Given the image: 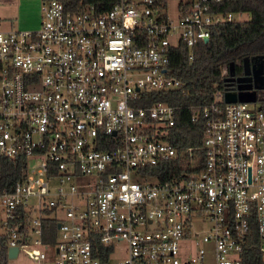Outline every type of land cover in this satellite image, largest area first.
<instances>
[{
	"label": "built area",
	"instance_id": "obj_1",
	"mask_svg": "<svg viewBox=\"0 0 264 264\" xmlns=\"http://www.w3.org/2000/svg\"><path fill=\"white\" fill-rule=\"evenodd\" d=\"M220 1L116 0L98 10L41 0L36 28L0 27V155L23 162L0 188L8 258L264 264L262 102L226 101L234 86L224 65L227 86L190 105L203 129L184 146L170 139L178 106L144 103L150 92L187 91L172 47L186 45L192 60L214 26L243 13ZM176 159L177 172L160 177Z\"/></svg>",
	"mask_w": 264,
	"mask_h": 264
},
{
	"label": "trees",
	"instance_id": "obj_2",
	"mask_svg": "<svg viewBox=\"0 0 264 264\" xmlns=\"http://www.w3.org/2000/svg\"><path fill=\"white\" fill-rule=\"evenodd\" d=\"M114 1L116 0H62L70 9L76 8L81 3H94L98 10L109 8ZM218 7L224 11L248 12L249 18L226 21L214 26L208 40H200L192 47V60L188 58L189 48L186 45L173 46L170 53V67L184 82L187 91L183 93L178 89L165 93L150 92L149 100L144 101L148 103L151 100L162 99L178 106L170 139L179 146L200 142L202 121L191 120L190 105L211 102L215 91L227 86L222 67L227 66L230 76L251 75V69H246V61L251 64V57L264 53V0H222L218 2ZM253 87L255 99L261 101L264 106V82ZM22 164L21 158L0 155V188L13 184L19 176ZM176 167H178V159L163 163L160 168H164L165 171L160 177H168L176 173L178 170ZM51 228L54 230V222ZM257 240L258 237L254 233L248 244L250 242V245L256 249ZM250 245H246V249H250ZM7 261V247L3 237L0 236V264H7Z\"/></svg>",
	"mask_w": 264,
	"mask_h": 264
},
{
	"label": "rangeland",
	"instance_id": "obj_3",
	"mask_svg": "<svg viewBox=\"0 0 264 264\" xmlns=\"http://www.w3.org/2000/svg\"><path fill=\"white\" fill-rule=\"evenodd\" d=\"M41 0H0V27L1 28H31L37 27L40 22ZM236 20L249 18V13L243 12L235 14ZM263 67L261 74H264ZM248 75L230 76V83L227 87H233L238 90L247 100H253L255 89L253 81L247 79ZM264 81V75L262 76ZM251 102V101H250ZM28 262L27 256L19 252L15 258H8L7 264H25Z\"/></svg>",
	"mask_w": 264,
	"mask_h": 264
},
{
	"label": "water",
	"instance_id": "obj_4",
	"mask_svg": "<svg viewBox=\"0 0 264 264\" xmlns=\"http://www.w3.org/2000/svg\"><path fill=\"white\" fill-rule=\"evenodd\" d=\"M206 40H208V38H204V41ZM253 60H255L256 62L253 63ZM251 61L253 65L250 64L248 60L246 61V69L247 70L251 69L252 72L251 75L247 76V79L252 80L254 85L257 86L262 85L264 82L262 76L264 74L262 75L260 72H261V68L264 66V53L251 57ZM224 98L226 101H235L237 99H245L247 97L243 96L242 94L241 96H239L238 90L232 88L224 92ZM252 99H255V94ZM15 252H16V248H10L9 256L15 255Z\"/></svg>",
	"mask_w": 264,
	"mask_h": 264
},
{
	"label": "flooded vegetation",
	"instance_id": "obj_5",
	"mask_svg": "<svg viewBox=\"0 0 264 264\" xmlns=\"http://www.w3.org/2000/svg\"><path fill=\"white\" fill-rule=\"evenodd\" d=\"M256 61L255 60H253V63H255ZM253 63H252V61H251V64L253 65ZM234 89H236V88H234Z\"/></svg>",
	"mask_w": 264,
	"mask_h": 264
},
{
	"label": "crops",
	"instance_id": "obj_6",
	"mask_svg": "<svg viewBox=\"0 0 264 264\" xmlns=\"http://www.w3.org/2000/svg\"><path fill=\"white\" fill-rule=\"evenodd\" d=\"M31 28H36V27H31Z\"/></svg>",
	"mask_w": 264,
	"mask_h": 264
}]
</instances>
